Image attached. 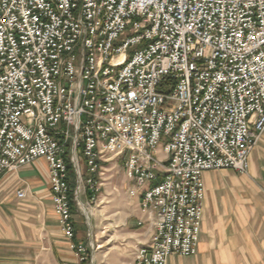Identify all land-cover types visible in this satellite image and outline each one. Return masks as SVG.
Instances as JSON below:
<instances>
[{
    "label": "built area",
    "instance_id": "1",
    "mask_svg": "<svg viewBox=\"0 0 264 264\" xmlns=\"http://www.w3.org/2000/svg\"><path fill=\"white\" fill-rule=\"evenodd\" d=\"M263 134L264 0H0V177L47 162L80 261L73 203L118 164L154 223L134 264L196 255L203 175H248Z\"/></svg>",
    "mask_w": 264,
    "mask_h": 264
},
{
    "label": "crops",
    "instance_id": "2",
    "mask_svg": "<svg viewBox=\"0 0 264 264\" xmlns=\"http://www.w3.org/2000/svg\"><path fill=\"white\" fill-rule=\"evenodd\" d=\"M250 162L248 175L234 170L203 175L206 195L198 252L171 256L167 264H264V134ZM125 187L128 197L124 203L119 200L116 209L127 208L129 213L124 217L118 210L112 215L110 226L121 224L123 229L110 236L125 241L134 264L137 247L151 241L154 223L141 207V196L129 194L128 181ZM19 189L26 192L23 200L16 197ZM55 254L63 261L73 252L54 211L48 164L41 159L0 177V264L44 261Z\"/></svg>",
    "mask_w": 264,
    "mask_h": 264
},
{
    "label": "rangeland",
    "instance_id": "3",
    "mask_svg": "<svg viewBox=\"0 0 264 264\" xmlns=\"http://www.w3.org/2000/svg\"><path fill=\"white\" fill-rule=\"evenodd\" d=\"M163 154V150L160 149L157 157L161 159ZM80 167L82 172L86 173L87 167L83 160ZM103 182L104 186L99 194L98 203L88 206L87 198L82 196L81 200L84 207H76L74 211L77 238L83 241L87 250L90 251L91 264H133L130 258L131 254L124 249L125 241L121 238L112 239L110 236L111 233L120 232L123 229L121 224L116 227L110 226L109 223H113V218H115L112 215L121 211L123 216L127 217V213H129L127 208L120 207L116 209L118 201L122 200V203H124L123 200L128 197L127 188L125 187L127 180L123 166L118 164V166L109 167ZM108 192L109 194H107ZM104 195L108 197L105 200ZM86 211L90 214L87 215ZM63 258L64 260L61 261L56 254L55 256L48 255L44 261L36 262L34 260V262L27 264H81L80 259L74 253L71 256L65 254Z\"/></svg>",
    "mask_w": 264,
    "mask_h": 264
},
{
    "label": "trees",
    "instance_id": "4",
    "mask_svg": "<svg viewBox=\"0 0 264 264\" xmlns=\"http://www.w3.org/2000/svg\"><path fill=\"white\" fill-rule=\"evenodd\" d=\"M70 168L73 169L72 167H70ZM71 176H72V178H74V174L73 173H71ZM76 186H77V182L73 179L72 184H71V188L73 190H75ZM71 196H72V198H74V196L72 194H71ZM75 209H76V206H75V203H73V206H72L73 212L75 211ZM75 239L79 240L77 238V234H76V238ZM81 264H91V253H90L89 250L86 251V255L84 256V260L81 261Z\"/></svg>",
    "mask_w": 264,
    "mask_h": 264
},
{
    "label": "bare ground",
    "instance_id": "5",
    "mask_svg": "<svg viewBox=\"0 0 264 264\" xmlns=\"http://www.w3.org/2000/svg\"><path fill=\"white\" fill-rule=\"evenodd\" d=\"M82 210H83V209H82ZM83 211H85V210H83ZM94 212H95V211H94ZM91 213H92V212H91ZM86 214L89 215L90 213H89L88 211H86ZM100 248H101V247H100Z\"/></svg>",
    "mask_w": 264,
    "mask_h": 264
}]
</instances>
